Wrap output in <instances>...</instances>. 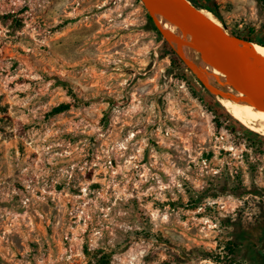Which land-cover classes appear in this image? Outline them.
Wrapping results in <instances>:
<instances>
[{"label": "rangeland", "instance_id": "obj_1", "mask_svg": "<svg viewBox=\"0 0 264 264\" xmlns=\"http://www.w3.org/2000/svg\"><path fill=\"white\" fill-rule=\"evenodd\" d=\"M218 2L264 40V0ZM150 16L0 0V264H264V133L226 119Z\"/></svg>", "mask_w": 264, "mask_h": 264}, {"label": "bare ground", "instance_id": "obj_2", "mask_svg": "<svg viewBox=\"0 0 264 264\" xmlns=\"http://www.w3.org/2000/svg\"><path fill=\"white\" fill-rule=\"evenodd\" d=\"M148 7L175 49L190 61L191 67L212 86L213 91L219 95L220 100L228 109L264 119V108L248 98L243 90L232 86L227 80L225 70L213 63L211 55L215 53V48L209 41L184 26L179 15L151 4H148ZM200 8L208 19L227 31L221 18L215 12L204 7ZM232 37L241 49L242 59L248 71L264 80V44L245 40L239 36L233 35ZM207 60H210L209 71L203 68V62ZM236 116L246 126L264 133V122H252L240 113Z\"/></svg>", "mask_w": 264, "mask_h": 264}, {"label": "water", "instance_id": "obj_3", "mask_svg": "<svg viewBox=\"0 0 264 264\" xmlns=\"http://www.w3.org/2000/svg\"><path fill=\"white\" fill-rule=\"evenodd\" d=\"M143 1L146 3L147 7L148 4H151L179 15L184 26L197 32L209 41L215 48V53L211 55L214 61L213 63L225 70L228 82L232 86L243 90L248 98L258 106L264 108V80L257 77V75L251 74L246 68L242 59L241 49L232 37L234 34L225 31L219 25L208 19L201 11V8L191 0ZM151 16L154 18L155 24L160 28L161 33L165 34L163 27L156 21L152 13ZM164 39L169 40L166 36ZM180 56L182 55L180 54ZM182 57L191 67L190 61L186 57ZM191 68L193 70V67ZM199 79L204 81L207 87L220 99L219 95L213 91V88H211L212 86L210 87L207 81L201 76Z\"/></svg>", "mask_w": 264, "mask_h": 264}, {"label": "trees", "instance_id": "obj_4", "mask_svg": "<svg viewBox=\"0 0 264 264\" xmlns=\"http://www.w3.org/2000/svg\"><path fill=\"white\" fill-rule=\"evenodd\" d=\"M193 1L197 6H202L205 7L213 12H215L217 15L221 16V11H220V4L218 2V0H191ZM150 20L152 22H154V18L152 16H150ZM155 23V22H154ZM155 28L161 32L160 28L158 27L157 24H155ZM237 36L245 39V40H249V41H254V42H259L261 44H264V40H259L256 37H254L252 34H247V35H243L240 33H236ZM163 46L164 48L172 55V59L173 61L178 65V66H185L188 68V71H192L191 68L188 67L187 62L183 59L182 56H180V54L177 52V50L172 46L171 42L167 39L163 40ZM198 81L200 82V84H202L204 87H207V84L198 79ZM209 95L211 96L212 100L216 101L217 104L219 105V108L221 109V111L223 112V114L225 115L226 119L229 120L230 122L234 123L236 122L237 124H239L240 126H243L244 129L247 128V126L242 123L240 120H238L236 117H234L228 110L227 108L222 104V102L217 98V96L209 89L208 91ZM69 107L68 104H61L57 107H55L54 111L55 112H62L64 110H66ZM254 121H260L261 119L254 116V115H250ZM253 131V130H252ZM253 134H255L256 132H252Z\"/></svg>", "mask_w": 264, "mask_h": 264}]
</instances>
